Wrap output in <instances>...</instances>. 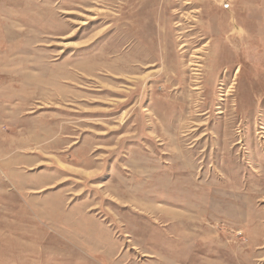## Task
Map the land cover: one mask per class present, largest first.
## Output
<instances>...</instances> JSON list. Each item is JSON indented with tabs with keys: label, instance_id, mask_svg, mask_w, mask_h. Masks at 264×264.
Returning a JSON list of instances; mask_svg holds the SVG:
<instances>
[{
	"label": "rangeland",
	"instance_id": "obj_1",
	"mask_svg": "<svg viewBox=\"0 0 264 264\" xmlns=\"http://www.w3.org/2000/svg\"><path fill=\"white\" fill-rule=\"evenodd\" d=\"M0 264H264V0H0Z\"/></svg>",
	"mask_w": 264,
	"mask_h": 264
},
{
	"label": "bare ground",
	"instance_id": "obj_2",
	"mask_svg": "<svg viewBox=\"0 0 264 264\" xmlns=\"http://www.w3.org/2000/svg\"><path fill=\"white\" fill-rule=\"evenodd\" d=\"M198 80V79H197ZM194 88V87H193ZM198 88V87H197ZM220 111H221V109H220ZM220 111H218V113H220ZM178 225H180V227H186L187 226V224L185 223V222H183V221H181V222H179V224ZM182 234V233H181ZM183 235V234H182ZM174 237V236H173ZM180 237H181V235H180ZM175 239V238H174ZM215 245V244H214ZM213 246V245H212ZM216 247V246H215ZM220 258V257H219Z\"/></svg>",
	"mask_w": 264,
	"mask_h": 264
}]
</instances>
